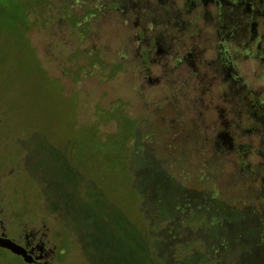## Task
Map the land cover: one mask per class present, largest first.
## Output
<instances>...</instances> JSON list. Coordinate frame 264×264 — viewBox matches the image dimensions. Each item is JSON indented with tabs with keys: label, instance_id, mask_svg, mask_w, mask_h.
Here are the masks:
<instances>
[{
	"label": "rangeland",
	"instance_id": "obj_1",
	"mask_svg": "<svg viewBox=\"0 0 264 264\" xmlns=\"http://www.w3.org/2000/svg\"><path fill=\"white\" fill-rule=\"evenodd\" d=\"M238 5L244 11L234 24L246 43L229 50L245 55L248 83L262 84L260 115L264 0H211L209 10L224 25ZM112 24L82 0H0V97L8 122L17 121V204L34 212L54 196L69 210L61 238H69L72 264L91 254L109 263L101 260L111 254L97 252L98 228L112 231L103 244L113 245L114 264H264V212L253 208L256 171L264 169L245 153L253 179L232 182L244 172L238 155L217 160L188 143L167 148L164 132L153 136L162 143L148 142L145 113L136 121L126 93L128 70L113 49L120 29Z\"/></svg>",
	"mask_w": 264,
	"mask_h": 264
},
{
	"label": "flooded vegetation",
	"instance_id": "obj_2",
	"mask_svg": "<svg viewBox=\"0 0 264 264\" xmlns=\"http://www.w3.org/2000/svg\"><path fill=\"white\" fill-rule=\"evenodd\" d=\"M82 1L120 29H113L117 34L113 49L121 52L119 58L128 70L126 93L133 101L141 99L139 105L130 102L136 121L145 113L141 120L152 135H146L148 142L162 143L153 136L164 132L169 134L163 143L167 148L172 142L180 148L188 143L192 150H205L211 159L238 155L236 162L244 172L232 176V182L253 179L245 174V153L254 155L257 168L264 169V111L258 115L254 110L262 84L248 83L245 55L236 57L229 50L230 43L238 50L245 46L244 32L234 24L243 8L234 7L235 13L220 25L210 14L211 0ZM229 23L236 29L230 30ZM102 45L111 47L107 42ZM253 77L261 75L254 71ZM148 113L153 118L146 119ZM11 122L0 97V264H72L69 238H61L69 210H63L54 196L44 198L34 212L17 204V121ZM132 130L136 134V123ZM182 130L188 138H181ZM246 134L253 141L246 142ZM146 145L148 150L155 146ZM256 173L260 190L253 208L264 212V175ZM75 235L77 243L83 239L81 232ZM78 264L92 263L87 257Z\"/></svg>",
	"mask_w": 264,
	"mask_h": 264
},
{
	"label": "trees",
	"instance_id": "obj_3",
	"mask_svg": "<svg viewBox=\"0 0 264 264\" xmlns=\"http://www.w3.org/2000/svg\"><path fill=\"white\" fill-rule=\"evenodd\" d=\"M104 114H106L105 115L106 116L105 118H107L109 115H111V114H108V116H107V113L106 112H104ZM113 119H116V117L113 116ZM100 230L102 232V235H100ZM98 232H99V239L97 241V246H96L97 252H98V250H101V253L111 254L110 256H105L101 260V262L102 263L109 262L108 264L118 263L119 262L118 260H120V259H116L114 257V255H113V250H114L113 245L103 244V242H104L105 239H110V237L112 236V234H111L112 231L111 230H108V231H106V232L103 233V229L98 228ZM106 233H108L107 236H106ZM100 245H101V247H100ZM89 251L92 253V249L89 248ZM88 259L90 260V262L92 264H97L96 263L97 262V258L95 257V254L89 255L88 256Z\"/></svg>",
	"mask_w": 264,
	"mask_h": 264
}]
</instances>
